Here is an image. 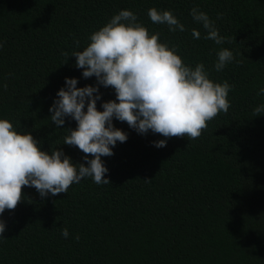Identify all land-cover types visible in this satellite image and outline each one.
<instances>
[{
  "label": "trees",
  "instance_id": "obj_1",
  "mask_svg": "<svg viewBox=\"0 0 264 264\" xmlns=\"http://www.w3.org/2000/svg\"><path fill=\"white\" fill-rule=\"evenodd\" d=\"M193 7L214 21L223 44L204 39ZM150 8L171 11L185 31L153 24ZM121 10L132 11L149 34L159 33L161 43L176 46L186 66L203 63L210 80L228 82L230 108L208 121L198 139L168 138L163 148L153 142L165 137L138 134L113 118L127 140L101 157L110 184L85 177L43 199L24 187L17 207L0 214V264H264V112L253 113L264 105L258 94L264 0H0V119L31 134L42 151L60 150L73 164L84 163V153L63 144L64 129L75 130L76 122L66 117L56 128L49 108L65 78L77 79L78 88L97 86L95 77H82L71 54ZM222 48L234 59L217 72ZM98 87L96 107L103 111L115 92Z\"/></svg>",
  "mask_w": 264,
  "mask_h": 264
},
{
  "label": "clouds",
  "instance_id": "obj_2",
  "mask_svg": "<svg viewBox=\"0 0 264 264\" xmlns=\"http://www.w3.org/2000/svg\"><path fill=\"white\" fill-rule=\"evenodd\" d=\"M147 15L153 24L167 25L169 32L185 31L171 11L150 8ZM190 15L205 29L204 39L217 45L225 42L206 13L193 7ZM192 36L199 39L200 32L193 29ZM88 39L87 46L73 51L71 56L75 57V67L83 69L82 77H95L97 86L78 88L77 79L65 78V87L56 93L58 98L49 108L56 128L63 127L66 117L76 122L75 130L64 129L67 135L63 144L84 153V163L73 164L60 150L42 151L31 134H21L8 120L0 119V214L17 207L24 187L34 188L43 199L49 194L66 193L85 177H91L97 185L110 184L104 178L108 169L101 157L112 156L116 143L127 140V134L113 126V118L126 122L138 134L150 130L165 137L153 142L155 147L163 148L168 138L198 139L208 121L230 108L228 94L232 87L228 82L210 80L203 63L194 68L186 66L177 55V47L161 43L159 33L149 34L130 10L113 15ZM75 44L79 47L80 42ZM62 55L68 57L66 52ZM216 57L217 72L234 59L232 51L223 48ZM98 86L115 92L114 101L101 104L103 111L96 107L101 99ZM258 94L264 95V88ZM262 112L264 105L253 110L254 116ZM4 231L5 222L0 220V238ZM60 234L65 239L69 237L67 228L61 227ZM79 238L74 237L76 241Z\"/></svg>",
  "mask_w": 264,
  "mask_h": 264
}]
</instances>
